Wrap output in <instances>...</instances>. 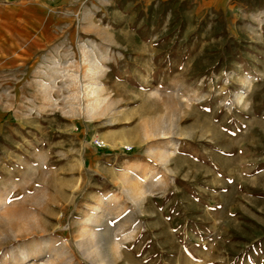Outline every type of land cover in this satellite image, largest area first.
<instances>
[{
  "label": "rangeland",
  "instance_id": "1",
  "mask_svg": "<svg viewBox=\"0 0 264 264\" xmlns=\"http://www.w3.org/2000/svg\"><path fill=\"white\" fill-rule=\"evenodd\" d=\"M207 2L0 0V264H264V20Z\"/></svg>",
  "mask_w": 264,
  "mask_h": 264
},
{
  "label": "crops",
  "instance_id": "2",
  "mask_svg": "<svg viewBox=\"0 0 264 264\" xmlns=\"http://www.w3.org/2000/svg\"><path fill=\"white\" fill-rule=\"evenodd\" d=\"M207 5L236 18L264 20V0H208Z\"/></svg>",
  "mask_w": 264,
  "mask_h": 264
},
{
  "label": "bare ground",
  "instance_id": "3",
  "mask_svg": "<svg viewBox=\"0 0 264 264\" xmlns=\"http://www.w3.org/2000/svg\"><path fill=\"white\" fill-rule=\"evenodd\" d=\"M166 157V158H165ZM164 159H167V156H165ZM166 162V161H165Z\"/></svg>",
  "mask_w": 264,
  "mask_h": 264
}]
</instances>
